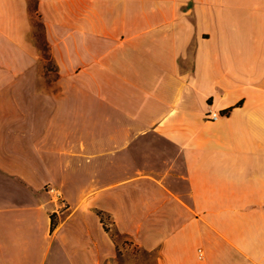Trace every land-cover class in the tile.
Returning a JSON list of instances; mask_svg holds the SVG:
<instances>
[{
  "label": "crops",
  "instance_id": "crops-1",
  "mask_svg": "<svg viewBox=\"0 0 264 264\" xmlns=\"http://www.w3.org/2000/svg\"><path fill=\"white\" fill-rule=\"evenodd\" d=\"M126 243L264 264V0H0V264Z\"/></svg>",
  "mask_w": 264,
  "mask_h": 264
},
{
  "label": "rangeland",
  "instance_id": "rangeland-1",
  "mask_svg": "<svg viewBox=\"0 0 264 264\" xmlns=\"http://www.w3.org/2000/svg\"><path fill=\"white\" fill-rule=\"evenodd\" d=\"M38 35L40 34V26L37 23ZM122 264H153L152 256L146 252L139 250L136 246H131L126 243L122 249Z\"/></svg>",
  "mask_w": 264,
  "mask_h": 264
},
{
  "label": "built area",
  "instance_id": "built-area-1",
  "mask_svg": "<svg viewBox=\"0 0 264 264\" xmlns=\"http://www.w3.org/2000/svg\"><path fill=\"white\" fill-rule=\"evenodd\" d=\"M222 114L223 113H221L220 111L209 110L208 112H206L205 115L209 119H216L219 116H221ZM49 190L52 193L53 200L57 202L58 208H59L60 207L59 204H61L62 203V200H63L60 191L56 187H54V186H50Z\"/></svg>",
  "mask_w": 264,
  "mask_h": 264
},
{
  "label": "trees",
  "instance_id": "trees-1",
  "mask_svg": "<svg viewBox=\"0 0 264 264\" xmlns=\"http://www.w3.org/2000/svg\"><path fill=\"white\" fill-rule=\"evenodd\" d=\"M51 227H53V222H52V225H51Z\"/></svg>",
  "mask_w": 264,
  "mask_h": 264
}]
</instances>
